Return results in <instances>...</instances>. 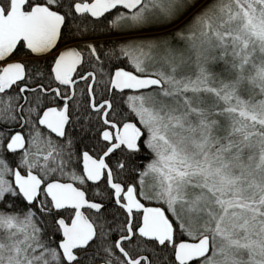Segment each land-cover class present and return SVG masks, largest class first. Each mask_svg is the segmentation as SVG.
Segmentation results:
<instances>
[{"label": "snow or ice", "instance_id": "snow-or-ice-1", "mask_svg": "<svg viewBox=\"0 0 264 264\" xmlns=\"http://www.w3.org/2000/svg\"><path fill=\"white\" fill-rule=\"evenodd\" d=\"M0 264H264V0H0Z\"/></svg>", "mask_w": 264, "mask_h": 264}, {"label": "trees", "instance_id": "trees-1", "mask_svg": "<svg viewBox=\"0 0 264 264\" xmlns=\"http://www.w3.org/2000/svg\"><path fill=\"white\" fill-rule=\"evenodd\" d=\"M87 139V138H86Z\"/></svg>", "mask_w": 264, "mask_h": 264}]
</instances>
